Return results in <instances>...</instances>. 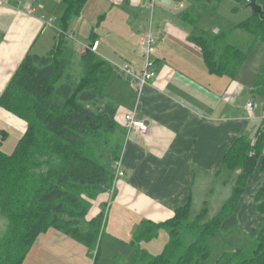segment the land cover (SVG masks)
Instances as JSON below:
<instances>
[{
	"label": "crops",
	"instance_id": "crops-1",
	"mask_svg": "<svg viewBox=\"0 0 264 264\" xmlns=\"http://www.w3.org/2000/svg\"><path fill=\"white\" fill-rule=\"evenodd\" d=\"M244 7L235 0H88L82 15L70 25L68 40L77 52L72 68L80 62L75 58L80 60L93 43L92 50L115 68L127 63L140 74L144 70L141 34L151 27L158 36L157 77L140 88L134 78L118 72L105 90L106 99L118 107L116 120L124 137L125 176L114 186L107 235L103 231L98 253L99 257L103 245L105 260H113L110 264H134L132 242L143 222L165 223L189 202L194 209L206 194L201 200L209 204L206 198L230 185L224 203L232 195L234 179L229 182L219 172L235 142L243 136L254 140L264 124V100L254 93L263 64L246 73L248 54L237 75L218 76L208 68L195 39L227 37L223 24L212 32L206 24L219 18L223 22L224 14L234 16ZM63 10L58 0H0V98L28 53L52 52ZM251 102L257 106L249 112ZM134 111L149 125L146 137L127 128L125 115ZM26 131L25 121L0 107L2 152L13 154ZM263 161L264 155L236 211L222 225V235L241 230L244 236L259 226L262 217L256 197L264 191ZM215 183L221 187L212 189ZM103 200L102 205L93 204L88 220L102 212L107 201ZM90 254L82 243L49 229L38 237L22 264H91Z\"/></svg>",
	"mask_w": 264,
	"mask_h": 264
},
{
	"label": "trees",
	"instance_id": "trees-1",
	"mask_svg": "<svg viewBox=\"0 0 264 264\" xmlns=\"http://www.w3.org/2000/svg\"><path fill=\"white\" fill-rule=\"evenodd\" d=\"M64 10L58 18V41L46 56L28 53L0 98V107L27 123V131L15 151L0 149V212L7 231L0 242V264H22L38 237L55 229L85 245L99 249L105 213L88 220L100 194L114 190V163L121 160L124 137L116 117L118 107L106 99V87L118 70L92 50L81 54L84 74L71 75L76 51L70 48L68 31L82 15L88 0H60ZM246 6L249 0H235ZM263 7L264 0H258ZM238 28L264 44V21L252 16ZM224 35L213 40L199 37L205 62L213 74L235 76L248 54L225 46ZM212 47H215L213 49ZM254 93L264 100V64ZM264 155V124L255 139L239 138L226 155L219 175L234 179L233 192L218 214L209 217L205 203L194 215L192 203L178 209L173 219L155 224L143 222L132 242L134 264H203L213 253L208 241L222 235V225L245 194L249 178ZM264 168V161H263ZM261 221L243 237L246 244L233 254H223L225 264H264V191L256 197ZM167 231L169 244L160 255L141 249L160 231ZM234 232L241 234V230Z\"/></svg>",
	"mask_w": 264,
	"mask_h": 264
},
{
	"label": "rangeland",
	"instance_id": "rangeland-1",
	"mask_svg": "<svg viewBox=\"0 0 264 264\" xmlns=\"http://www.w3.org/2000/svg\"><path fill=\"white\" fill-rule=\"evenodd\" d=\"M58 3L61 4L62 9H63L64 5L61 3L60 0H58ZM240 9L234 16H232L230 13H229V16L224 14L223 22L221 18L217 19L216 23L213 22L212 20H209V23L206 24L207 25L206 28H208V30L212 32L213 31L212 28H214V26L218 27L219 25H222V24L225 26L227 30V37H225L224 41H222L218 45V55L222 53L221 50H223L226 45H232L235 48L236 47L239 48L243 53L250 54L248 61L245 63V65L243 64L245 67H247L246 73H248L250 71H254L255 68L260 67L262 66V64H264V44L258 43L255 45L254 37L248 31L241 29V28L239 29L236 27V24L240 23L241 21L246 20L248 18V15L252 12V11L246 10L245 7L240 8ZM221 14L223 13L221 12ZM212 17L214 20H216V17L214 15ZM76 38L80 41L82 40V38L78 35L76 36ZM70 48L72 49V47ZM212 48L215 49V47H212ZM72 50L74 51V49ZM76 61H80L78 63V66L74 65L72 70L70 71H71V75L77 80L83 76L84 70H83L81 59L78 60L77 58H75V62ZM73 62H74V59H73ZM220 187H221L220 185L215 183L213 184L212 189L215 190V189H219ZM230 187L231 185L226 188H220L222 189V193L221 192H219L218 194L214 193V196L213 195L212 197L210 196L209 199L206 198V200L210 204V214H209L210 218H213L220 211L222 205L224 204V196L230 195L231 193ZM112 192L113 191L100 194L97 200L95 201V202L101 203L102 205L104 201L103 198L107 200L106 205L104 204V206L101 207V211L104 212L106 216L105 223H106L108 212L110 210L111 201L114 195V194L112 195ZM206 196H207L206 194L202 195L201 199L205 198ZM201 199L200 201L197 202L195 208L193 209L194 215L198 214L204 207V203L202 202ZM91 214H93L92 211H91ZM7 225H8V222L6 218L0 212V241L1 239H3V236L5 235L7 231ZM105 228H106V224L103 227V231H105L107 235V229ZM166 234H167V231H160L157 238L151 240L150 242H142V243H147V244H144V247L146 248L149 247L148 249L144 247H143L144 249L143 248L142 249L143 250L146 249V252L154 256L160 255L162 251L165 249V247L169 244V241H170V237L168 236V234L167 235ZM101 239H102V235H101ZM100 244H101V240H100ZM208 244L212 247L213 253L210 256V258L203 264H225L224 262L221 261V257L223 256V254H233L237 250V248L246 244V239L243 236H241V234H239L238 232H234V235L233 234L225 235V236L220 235L217 237H212L209 239ZM98 253H99V249L93 251L92 254H90L91 264H110V261L112 260V258L108 261L105 260L106 253L104 251L103 245L101 247V254L99 255V257H98ZM112 263H113V260H112Z\"/></svg>",
	"mask_w": 264,
	"mask_h": 264
},
{
	"label": "built area",
	"instance_id": "built-area-1",
	"mask_svg": "<svg viewBox=\"0 0 264 264\" xmlns=\"http://www.w3.org/2000/svg\"><path fill=\"white\" fill-rule=\"evenodd\" d=\"M3 1V0H2ZM158 43V36L156 32L150 27L144 30L141 34L140 40V53L144 60V70L137 74L130 64H124L122 66L116 67L118 72L127 75L129 77L134 78L137 81L138 87H143L149 84L150 81L157 77V73L155 71L156 61L154 59V52L156 45ZM256 104L251 102L247 105V110L249 112L253 111L256 108ZM125 123L127 128L132 133L139 134L140 137H146L149 133V125L148 123L139 118L136 111L130 112L125 115ZM114 170H115V183L125 176V172L123 169L122 161L119 160L114 163Z\"/></svg>",
	"mask_w": 264,
	"mask_h": 264
},
{
	"label": "water",
	"instance_id": "water-1",
	"mask_svg": "<svg viewBox=\"0 0 264 264\" xmlns=\"http://www.w3.org/2000/svg\"><path fill=\"white\" fill-rule=\"evenodd\" d=\"M245 7L251 9L254 15H258L264 21V10L258 4V0H249V3Z\"/></svg>",
	"mask_w": 264,
	"mask_h": 264
}]
</instances>
